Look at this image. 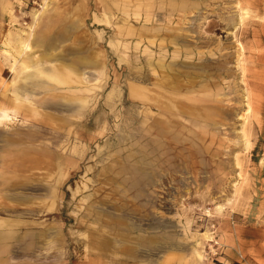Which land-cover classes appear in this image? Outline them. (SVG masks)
Segmentation results:
<instances>
[{"label": "rangeland", "instance_id": "obj_1", "mask_svg": "<svg viewBox=\"0 0 264 264\" xmlns=\"http://www.w3.org/2000/svg\"><path fill=\"white\" fill-rule=\"evenodd\" d=\"M27 38L33 60L100 65L31 92ZM18 84L31 94L12 104ZM8 97L0 252L15 241V264H264V0H0Z\"/></svg>", "mask_w": 264, "mask_h": 264}, {"label": "bare ground", "instance_id": "obj_2", "mask_svg": "<svg viewBox=\"0 0 264 264\" xmlns=\"http://www.w3.org/2000/svg\"><path fill=\"white\" fill-rule=\"evenodd\" d=\"M153 28H154V26H153ZM63 39H64L63 36L59 37L57 39L56 43L53 42V40H52V42L50 40V42H48V44L46 46L50 47L52 45L51 47L53 48L56 46L57 43L60 44V42ZM40 40H42V38H40ZM32 41H33V38L32 39L27 38L24 40V42L22 41L23 45L19 48L18 53L23 56V59H22L21 63H19V68L16 70V71H18V75H20L21 73H23V74L25 73L24 71L26 68H33V70L30 69L31 71L25 73L24 76L21 77V78H24L23 81L26 80V82H29L28 83L29 87L33 89V91L31 90V92L37 91L38 89H41V90L46 89L45 91H47L49 93L50 90L53 89L52 88L53 86L50 85L51 83L49 84L43 77L42 78L39 77L40 75H43L44 77L55 82L56 85L66 84L71 79L70 74L74 73V75H77L79 73V71H81V69H82L81 66H84L85 68L90 67L92 69H95L97 66H99L100 62H99L98 58L94 55H91V56L76 55L72 58H69L68 55H65V54L63 55V54H57V53L56 54L49 53L48 55H41L42 57L38 56L37 57L38 60H33L32 57L30 56L29 52H28V49L32 48ZM172 60H173V58H172ZM44 64H50V68L46 67V65H44ZM175 66H177V64ZM23 68H24V70H23ZM165 69H167V68H165ZM78 77H79V74H78ZM81 79H82V77H81ZM93 86H95V85H93ZM19 91H23L24 94H26V95H24L23 97H21L20 95H17L16 92H19ZM23 92H21V93H23ZM27 94L28 95L31 94L30 90H28V88L25 85H19L18 84V86H16V89L14 88V97H13L14 103L16 100L21 101V100H23V98L24 99L29 98ZM50 97H51V95H50ZM62 98H63V96H62ZM46 99H48V97ZM75 99H79L78 101H80V102L84 101L83 98L78 97V96ZM57 105H59V104L57 103ZM49 106H51V104ZM61 107L67 108L68 107V101H65L64 103H62ZM53 108H55V107H53ZM11 116L12 117L15 116V113L11 109H9L5 106H0V121L1 122L8 120L9 117H11Z\"/></svg>", "mask_w": 264, "mask_h": 264}, {"label": "crops", "instance_id": "obj_3", "mask_svg": "<svg viewBox=\"0 0 264 264\" xmlns=\"http://www.w3.org/2000/svg\"><path fill=\"white\" fill-rule=\"evenodd\" d=\"M42 37H43V35L42 34H40ZM51 42H52V39H51ZM54 42V41H53ZM62 42V41H61ZM60 42V43H61ZM33 44V43H32ZM59 43H57L56 45H58ZM40 46H43V45H41L40 44ZM52 46V45H51ZM50 46V48H52ZM46 47V46H45ZM80 55H84V54H80ZM98 58V57H97ZM98 60H99V62H100V58H98ZM99 65H100V63H99ZM82 67V69L81 70H83L84 69V66H81ZM10 97H8V98H2V100L0 101V106H5V101L7 100V99H9ZM12 104H14V99H13V97H12ZM38 233H41V230H38ZM15 244V241H10V242H8L7 243V245H8V247L6 248V251H4V254H1V252H0V260H2L3 259V257L2 256H5L6 254H11V252L13 251V247H11L12 245H14ZM42 244V248H45L44 247V243L42 242L41 243ZM11 256H12V258H10V259H8L7 261H8V263L9 264H15V260H16V258H15V250L13 251V253L11 254ZM1 262L2 261H0V264H1ZM2 264H4V263H2ZM40 264H45L44 262H42V263H40Z\"/></svg>", "mask_w": 264, "mask_h": 264}]
</instances>
